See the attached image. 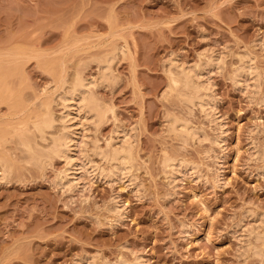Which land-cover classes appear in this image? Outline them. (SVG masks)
<instances>
[{"label":"rangeland","instance_id":"obj_1","mask_svg":"<svg viewBox=\"0 0 264 264\" xmlns=\"http://www.w3.org/2000/svg\"><path fill=\"white\" fill-rule=\"evenodd\" d=\"M170 60L205 70L210 119ZM77 71L106 115L74 120L81 169L65 188V162L32 163L18 136L43 104L59 119ZM173 119L198 136L184 142ZM116 126L133 160L111 176L93 144L114 146ZM0 139V264H264V0H0ZM166 158L184 166L174 177Z\"/></svg>","mask_w":264,"mask_h":264},{"label":"bare ground","instance_id":"obj_2","mask_svg":"<svg viewBox=\"0 0 264 264\" xmlns=\"http://www.w3.org/2000/svg\"><path fill=\"white\" fill-rule=\"evenodd\" d=\"M213 55L215 56V54H213ZM209 58H210V56H209ZM245 58H243L244 60H246V61L243 62L244 63V65H242L243 69H244V66L248 65L247 63L251 64V59L249 58V56L247 55V58L246 59ZM243 59L241 58V60H243ZM101 60L99 61V64L101 66L100 79H101V82L103 81V82L106 83V82L109 81V78H111V77H108V76L110 74V67L112 65V62H111L112 58L108 57V59L106 58V60L104 59V61L103 60L101 61ZM113 60H114V58H113ZM207 60H209V61L208 62L206 61V63L203 61L202 64L205 63L209 67H211L212 65H217L218 66L217 63L219 61L217 59V62H216V58L215 57H211L210 59H207ZM221 60H222V57H221ZM176 62H177V60L176 61L170 60V63H169L170 66L172 67V69H171V67H170V69L174 71V73L171 74V82H172V84L175 87H177V89L179 88V89H181L182 91H184L186 93L183 96L184 98L182 99L184 102H186V103H188L190 105H193L195 102H197L196 103L197 107H199V109L202 112L205 113L206 117L209 116V119H210V115L212 114L211 112H213L212 111L213 110L212 109L213 108L212 107V103H214L213 102V98L211 96V93H207V94L203 95L202 97H199V94H201L200 93L201 91L208 90L206 88L208 86L205 87L204 86L205 84L202 83V81H203L202 79L204 77L202 78L203 75H202L201 71L204 72L205 70L203 71V69L199 68V67H193V68L191 67V68L187 69V67L184 68L183 65L178 64V62L177 63ZM199 64L201 65V61H200ZM197 66H198V64H197ZM173 67H174V69H173ZM170 69H168V70L170 71ZM240 69H242V68H240ZM245 71L249 72V70L247 71V69ZM240 75H241V73L238 75V77H240ZM110 76H111V74H110ZM238 77H237V74H236V78H238ZM62 79H65V78H61L60 80L62 81ZM65 81L66 80H63V82H65ZM63 82H62V85L64 86ZM95 83H93V82H91L89 80H86L85 78H83L81 76L80 72L78 73V71H77L75 73V75L73 76L70 85L68 83L67 84L65 83L66 87H67V85H69V88L68 87H67L68 89L65 88L66 89V90L64 89L65 91H63V89H62V91H63L62 95L59 92V94L61 96L59 95L58 99L61 102L60 104H61V106L63 108V112L61 114H59V115H61L59 117V119L57 117H54L56 115H54L53 113L52 114L54 116L51 114V112L53 110L51 112L49 111L50 108H48V107H50L52 104L50 106H49V104L47 106L46 105L43 106L44 105L43 104V105H41L43 108H40L38 110V111H42V109H43V112H41L42 114L39 117H37L36 120H34L32 125L28 124L30 127H27V128L25 127L22 130V132L19 134V136H18L21 145L27 150V151L26 150L25 151L29 152L28 154L30 155L29 157H30V161L32 163L37 164V165L38 164L39 165H45V167L47 165V167H48L49 164L51 165L50 162H51V160H53V158H56V159L58 158V160L61 159V160H63L65 162L64 164H66L67 169L62 171L61 175L58 174V176H59V177H57L58 181L56 179V181H57L56 183L59 184L60 186H65V188L67 186H70V185H72V187L71 186L70 187L73 188L74 184L78 183L77 182L78 179L76 177H77V174H78V169L80 167H79V165L77 166V164H76L77 162L75 161V159L77 160V156H76V158H74V154L73 153L75 151L72 152L74 150V149L72 150V147H73V145L76 142V134L78 133L77 129H76V126L80 125L81 129L84 130L85 129V127H84L85 124H84L83 121L86 122L88 120V121L92 122V120H93L94 124H95L94 126L98 127L103 122V120H105L104 118H105V115H106V109L103 106V104L96 98V95L92 92V89L90 88V87H93ZM60 85H61V82H60ZM95 87H97V86L95 85L94 88ZM62 88H64V87H62ZM59 91H61V90H59ZM179 93H180V90H178V94ZM179 96H181V94ZM53 101L51 103H55ZM16 107H18V106H16ZM193 107H194V105H193ZM62 108H61V110H62ZM112 113H114V112H112ZM81 114H82V116H81ZM34 116H36V115H34ZM77 117L79 119L81 117L84 120L81 122L80 121L81 119L79 120ZM113 117H115V116H113ZM76 118L79 120V122H78L79 124L77 123L78 125L75 123L76 121L74 122V120ZM89 118L91 120H89ZM211 118H213V117H211ZM209 119H208V121H209ZM115 120H116V117H115ZM173 120H171V122H169V123H171V124H169L170 125L169 128L171 127L170 130L172 129L174 132L177 131L179 136H180L179 137L177 135V137L181 138L184 142L186 140L185 138H188V137L192 138L194 136H198V135H195V132L197 130H195V132L193 131V129H196V128L193 127L192 129H189L188 125H191V124H188L187 123L188 121L186 122V121L179 120V119H176L174 121ZM56 124L59 125V126H57L59 128H56ZM92 124H93V122H92ZM116 128L117 129H115L114 131L119 130L118 128H120V126L119 127L116 126ZM121 129H123V128H121ZM121 129L119 130V132L117 131L118 133L115 132V133H117V136L119 135L118 137L116 136V138H118L119 141H117V140L115 141L114 140L115 143H116L114 146L112 144H109L108 145L109 149L108 150L106 149L107 151H105V150L103 151V149L101 151H100V149L97 151L96 149L98 147L95 146L97 144H93L94 145V149L93 150H94L96 155L100 156L102 160L114 164L115 167L113 168V172H111L112 174H110L111 176H114L116 173H119V171L120 172L122 170H125V171L127 170L128 171V170L132 169V160H133L132 159V155H131V150H132L131 147L132 146L130 145V143H128V138H130V137H128V134L130 132L127 133L124 129L123 130H121ZM9 130L12 131L11 129H9ZM78 131H80V129ZM177 132H175V133H177ZM197 133H198V131H197ZM85 134H83V133L81 134L82 137L80 136L81 139H80V141H78L79 144H80L81 140H86L87 137L86 136H85L86 138L84 137ZM78 135H79V133H78ZM78 135H77V138H78ZM83 137H84V139H83ZM36 138H37L38 142L36 141ZM110 138L111 137H109V139ZM1 140L2 139H0V142H1ZM39 140H40V143L41 144L43 143L44 145H41L39 143ZM216 140H217V138H216ZM108 141H110V140H108ZM112 141H113V139H111V143L114 142V141L113 142ZM45 143H46V145H45ZM214 143H215V141H214ZM83 145H82V149H83ZM84 148H85V146H84ZM175 161L166 158V160L162 163V166L164 165L163 168L165 167V168L170 169V174L168 173L170 177H172L176 173L178 174L180 168L184 167L181 164H178L179 163L178 161H177V164L174 163ZM80 163H82V160H81ZM87 163H88V161H87ZM82 164L84 165L85 162L82 163ZM187 166H188V163H187ZM187 166H185V167H187ZM92 167L94 168L95 166H92ZM1 169H4V168L1 167ZM80 169H79V171H80ZM95 169L98 170L97 171L98 174L103 175V169H100L97 166H96ZM5 172L6 171L2 170V174L1 175H3ZM78 176H79V174H78ZM4 177L5 176H3L2 179ZM114 212L116 214V211H114ZM117 212H118V215H119V211L118 210H117ZM259 234H260V232H259ZM262 234H261V236L257 237L256 240H259V241H261L264 244V233H262ZM255 253L258 254V252H256V251H255ZM138 260H139L138 258L135 260V264H140V261H138Z\"/></svg>","mask_w":264,"mask_h":264}]
</instances>
